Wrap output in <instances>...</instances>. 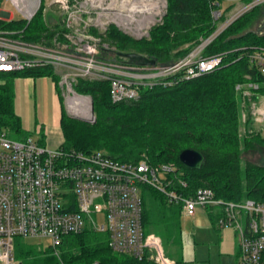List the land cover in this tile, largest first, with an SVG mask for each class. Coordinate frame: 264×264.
<instances>
[{"label":"trees","instance_id":"1","mask_svg":"<svg viewBox=\"0 0 264 264\" xmlns=\"http://www.w3.org/2000/svg\"><path fill=\"white\" fill-rule=\"evenodd\" d=\"M263 11L264 3L254 7L205 48L204 55H224L222 67L171 85L147 87L137 101L114 103L109 81L79 79L75 89L92 95L97 120L91 124L68 117L64 112L61 117L64 142L60 146L86 152L105 149L109 155L128 162L147 159L152 164L173 163L176 171L168 175L172 181L170 187L185 195L209 187L218 199L225 201L252 198L264 202V164L244 160L242 156V150L253 144L264 148V135L249 132L247 137H240L239 91L236 88L237 84L255 81L260 88L253 98L258 100L264 96V75L254 69L248 58L250 47L264 46V34L249 29ZM36 15L28 25L22 19L0 18V29H17L28 41H39L47 24L37 21ZM215 28L210 0H168V12L163 23L152 28L151 39H134L114 28L107 36L120 53L137 52L155 59V65H159L177 61ZM186 43L191 45L184 47ZM180 46L182 48L178 49ZM120 53L116 56L118 61L142 64L125 59ZM41 75L54 77L56 74L51 66L0 71V130L9 136L23 138L28 135L22 117L15 110L16 79ZM168 78L178 79V76ZM252 121L248 118V126ZM186 148L204 153L205 161L200 168L190 169L181 164L179 155ZM180 180L185 181L186 186L180 187ZM208 211L215 223L218 214L211 208ZM181 216V203L171 202L157 188L144 187L145 233L158 234L165 253L171 257L175 255L170 248L178 246L181 249L182 246ZM15 256L22 264H156L149 252L138 259L113 251L107 233L89 228L64 235L55 248L44 252L17 237Z\"/></svg>","mask_w":264,"mask_h":264},{"label":"built area","instance_id":"2","mask_svg":"<svg viewBox=\"0 0 264 264\" xmlns=\"http://www.w3.org/2000/svg\"><path fill=\"white\" fill-rule=\"evenodd\" d=\"M223 1L234 6L224 7ZM11 2L30 22L42 0H0ZM216 28L186 55L170 64L146 65L113 62L97 57L86 45L71 53L34 44L16 42L0 29V71L13 72L51 66L61 84L73 91L79 79L107 80L114 103L137 101L141 91L159 84L171 85L183 79L209 74L223 66L224 55H204L205 48L240 16L264 0H210ZM4 10V9H3ZM11 17V13L4 10ZM13 18V16H12ZM254 69L264 75V47L249 48ZM178 76V79L168 78ZM246 78L250 79L249 75ZM237 90L250 98L258 94L260 84L247 81ZM77 101L78 115L92 114ZM83 104V105H82ZM250 113L243 114L264 125V102L255 101ZM249 116V117H248ZM173 163L152 164L120 160L101 150L86 152L59 146L49 149L31 137L14 139L0 130V264H22L15 256L16 238H48L55 248L64 235L86 229L108 234L110 248L118 253L142 259L147 252L156 264H177L165 254L161 238L145 233L143 227V190L152 186L181 203L182 212L194 216L198 206L218 214L220 228L232 227L240 237V264H264V202L252 198L225 201L213 189L201 187L191 195L170 187ZM180 180V187L186 186Z\"/></svg>","mask_w":264,"mask_h":264},{"label":"rangeland","instance_id":"3","mask_svg":"<svg viewBox=\"0 0 264 264\" xmlns=\"http://www.w3.org/2000/svg\"><path fill=\"white\" fill-rule=\"evenodd\" d=\"M159 1L160 7L157 13L150 17V13L143 9L146 4L145 0H42L41 7L36 13V20L44 21L47 24V29L41 33L42 38L39 41H28L24 38L22 31L17 29L8 30L9 32L13 31V33L5 34V36L16 40V42L71 53L77 52V47L86 45L88 51L89 49L96 50L97 57L101 56L113 62L124 63L118 61L116 57L118 49L116 45L111 44V40L107 36L108 32L114 28L134 39H151L152 28L163 23L164 16L168 12V0ZM222 3L224 7L234 6L229 1H223ZM3 9L10 12L13 18L21 19V14L11 2L1 3L0 18L4 20L12 19V16L10 17ZM249 29L258 34H264V11L262 15L253 21ZM187 45H191V43H186L184 47ZM180 48L182 46L178 47V49ZM25 81V79H16L15 82V98L19 111L22 110V107L25 108L27 103L25 99L26 86L28 89H32L31 84H26ZM56 82L59 88L55 87ZM60 82L61 78L59 76L57 78L56 75L54 77L53 75H44L35 77L33 85L37 125H41L42 130L40 132L36 130L31 136L34 140L44 139V145L49 149H57L64 142L62 127L60 124L56 125L59 114V108L54 97L56 92L61 94L63 106H65L64 111L68 117L91 124L97 120L92 95L78 92L75 89L76 83H74L73 92L69 91V88ZM79 100L83 101L81 103H84V108L92 114L90 119L78 115L77 101ZM238 100L241 121L240 137H247L245 135L249 132H260L264 135V125L262 123L252 119V123L250 122L248 126V122L245 123L243 120V114L250 113L252 103L259 101V99L247 98L239 92ZM249 116L251 117V114ZM11 137L20 139L18 136ZM100 150L106 152L105 149ZM242 156L244 160L264 164V148L260 145L253 144L252 147L244 148ZM197 209L195 217L181 216L185 259L178 264H227V257L219 256L216 247L211 243L215 239H211V237L216 229L209 219L206 208L198 206ZM25 241L34 245L39 252H44V250L50 248L48 238H27ZM208 252H212L210 257Z\"/></svg>","mask_w":264,"mask_h":264},{"label":"crops","instance_id":"4","mask_svg":"<svg viewBox=\"0 0 264 264\" xmlns=\"http://www.w3.org/2000/svg\"><path fill=\"white\" fill-rule=\"evenodd\" d=\"M12 15V14H11ZM13 16V15H12ZM56 74V76L60 77V75L56 72H54ZM44 76V75H41ZM35 77L37 76H25V77H18L17 79H25V83L26 84H31L32 89H28V87L26 86L27 90L25 89V99H26V106L25 108L22 107V110L19 111L17 108V104H16V98H15V110L16 112L22 117V122L24 125V128L27 131V136L26 137H31V134L33 132L37 131H41L42 130V126L41 125H37V114H36V103H35V99H34V94H33V85L35 82ZM55 87L59 88L58 83H55ZM16 93V91H15ZM55 99H56V104L59 108V114H58V122L56 121V125L61 126V117L62 114L65 112V106H63V99L61 97L60 93H55ZM259 101L264 102V96H261L259 98ZM33 139V138H32ZM38 141L39 143L44 145V139H38L35 140ZM198 210V209H197ZM208 215H209V219L212 223V225L215 227L216 232H214V235L211 237V239L215 238L213 240L214 246L216 247L217 251H218V255L221 257H227V264H240V256H241V245H240V237L237 234V231L235 230V228L232 227H227V228H220L217 224L216 221L215 223H213L212 219H211V213H209L208 209L206 208ZM197 213V211H196ZM195 213V215H196ZM216 213V212H215ZM217 214V213H216ZM194 216H187L182 212V216L184 217H195ZM217 220V219H216ZM203 243H207V242H203ZM170 249H172V253L175 255L174 257H171L170 255H166L175 259L177 261V264L180 261H184V242H183V229H182V246L181 249H179L178 246L175 247H171ZM181 250V251H180ZM212 254V252H208V256L210 257ZM195 260V259H193Z\"/></svg>","mask_w":264,"mask_h":264},{"label":"water","instance_id":"5","mask_svg":"<svg viewBox=\"0 0 264 264\" xmlns=\"http://www.w3.org/2000/svg\"><path fill=\"white\" fill-rule=\"evenodd\" d=\"M120 54H122V56L130 60L139 61L142 64L154 65L156 63L155 59H150L137 52H126V53H120ZM179 160L183 166L190 168V169H197V168H200L202 164L204 163L205 155L200 150L193 149V148H186L182 150V152L180 153Z\"/></svg>","mask_w":264,"mask_h":264},{"label":"bare ground","instance_id":"6","mask_svg":"<svg viewBox=\"0 0 264 264\" xmlns=\"http://www.w3.org/2000/svg\"><path fill=\"white\" fill-rule=\"evenodd\" d=\"M145 2H146V4H145V7L143 9L150 13L149 14L150 17H153L157 13V11L160 7V1L159 0H145ZM86 116L87 115H85V117Z\"/></svg>","mask_w":264,"mask_h":264},{"label":"flooded vegetation","instance_id":"7","mask_svg":"<svg viewBox=\"0 0 264 264\" xmlns=\"http://www.w3.org/2000/svg\"><path fill=\"white\" fill-rule=\"evenodd\" d=\"M116 53H120L119 51H117ZM124 57V56H123ZM124 58H126V57H124Z\"/></svg>","mask_w":264,"mask_h":264}]
</instances>
